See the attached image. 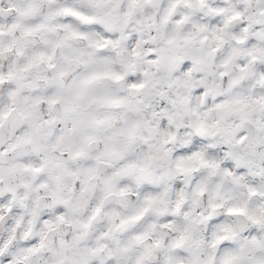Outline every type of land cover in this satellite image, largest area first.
Segmentation results:
<instances>
[{"label": "snow or ice", "instance_id": "6c2138e0", "mask_svg": "<svg viewBox=\"0 0 264 264\" xmlns=\"http://www.w3.org/2000/svg\"><path fill=\"white\" fill-rule=\"evenodd\" d=\"M0 264H264V0H0Z\"/></svg>", "mask_w": 264, "mask_h": 264}]
</instances>
